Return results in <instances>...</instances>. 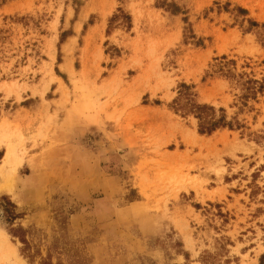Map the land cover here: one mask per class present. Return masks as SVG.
Wrapping results in <instances>:
<instances>
[{"label": "rangeland", "instance_id": "374dc122", "mask_svg": "<svg viewBox=\"0 0 264 264\" xmlns=\"http://www.w3.org/2000/svg\"><path fill=\"white\" fill-rule=\"evenodd\" d=\"M48 258L264 264V0H0V264Z\"/></svg>", "mask_w": 264, "mask_h": 264}, {"label": "trees", "instance_id": "16d2710c", "mask_svg": "<svg viewBox=\"0 0 264 264\" xmlns=\"http://www.w3.org/2000/svg\"><path fill=\"white\" fill-rule=\"evenodd\" d=\"M183 86L185 88H188V86H186V85H183ZM261 87H263V85H261ZM183 95L184 96L186 95L187 102L191 103V99L189 98L188 91L183 92ZM191 108H193L195 110L192 111V109H188V111L195 113V115L200 119V121H201L200 130L202 132H212L218 126H220V125L222 126V125L226 124L224 122V120L215 119L214 109L211 106L193 103ZM7 204H9L12 209L5 208L6 219L8 222L13 224L14 220L22 217V215H21V213L16 212V210H15L16 205L13 202L8 200ZM11 233L14 236H17L20 239V241L24 244L22 250H23V252H25V251L27 252L28 257L31 258V260H33V258L36 255L40 254L39 249L35 250V252H32L30 240L27 238L28 233H29L28 229H25L22 226H19L17 228L13 227L11 229ZM40 264H53V262H52L51 258L50 259L48 258V259H44L43 261H41ZM58 264H63V263L58 262Z\"/></svg>", "mask_w": 264, "mask_h": 264}]
</instances>
